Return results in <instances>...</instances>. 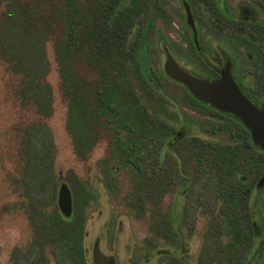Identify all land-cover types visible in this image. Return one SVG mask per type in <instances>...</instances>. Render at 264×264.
I'll use <instances>...</instances> for the list:
<instances>
[{
	"label": "rangeland",
	"instance_id": "obj_1",
	"mask_svg": "<svg viewBox=\"0 0 264 264\" xmlns=\"http://www.w3.org/2000/svg\"><path fill=\"white\" fill-rule=\"evenodd\" d=\"M128 4L135 29L130 49L144 44L146 66L168 101L162 117L170 129L185 130L186 136L170 147L149 137L132 162L102 134L90 145L86 157L80 158L65 125L67 105L59 90L52 44H46V79L53 94L47 117L22 103L18 76L0 57V264H55V243L47 241L44 228L53 214L61 181L72 192L75 220L78 213L83 215L87 264L95 241L105 254L116 256L117 264L210 262L212 181L217 170L205 154L197 156L195 144L197 138L231 143L229 133L236 130L231 129L230 119L219 117L216 124L220 130L212 132L213 110L192 100L183 85L163 71L167 51L157 36L162 33L173 40L180 34L178 0H129ZM3 9L0 6V12ZM183 59L191 58H178ZM155 89L154 85L149 87L157 94ZM40 120L52 132L51 167L34 161L39 145L34 124ZM234 140L239 141V135ZM240 154V164L245 165L248 153ZM244 165L238 172L249 177L251 172ZM171 206L182 222V246L169 229Z\"/></svg>",
	"mask_w": 264,
	"mask_h": 264
},
{
	"label": "trees",
	"instance_id": "obj_2",
	"mask_svg": "<svg viewBox=\"0 0 264 264\" xmlns=\"http://www.w3.org/2000/svg\"><path fill=\"white\" fill-rule=\"evenodd\" d=\"M0 6V57L18 76L22 103L41 117L52 111L53 94L46 79V44H52L59 90L67 105L65 125L78 157L85 158L102 134L132 162L149 137L172 146L177 131L162 117L168 101L146 66L144 44L130 49L135 29L128 0H0ZM152 85L157 94L149 90ZM34 125L39 136L34 161L51 167V129L41 120ZM178 132L176 141L186 136L185 130ZM208 147H200L206 160L213 153ZM49 219L44 229L47 241L55 243V264H87L83 215L78 213L76 220L73 211L63 216L55 199Z\"/></svg>",
	"mask_w": 264,
	"mask_h": 264
},
{
	"label": "flooded vegetation",
	"instance_id": "obj_3",
	"mask_svg": "<svg viewBox=\"0 0 264 264\" xmlns=\"http://www.w3.org/2000/svg\"><path fill=\"white\" fill-rule=\"evenodd\" d=\"M178 2L182 11L179 22L180 34L173 40L162 33L157 36L167 51L163 71L167 59L172 58L183 71L208 82L216 81L226 73L241 94L255 108L262 110L264 0H178ZM186 56L191 59L178 60L179 57ZM197 99L196 102L203 107L211 108L215 113L212 132L213 129L220 128V124H216L219 117L230 119L233 126L231 129L236 130L229 133L232 142L228 144L196 139L197 156L201 155L200 147L209 146V150L213 152L210 162H213L217 170L212 181L211 258L208 264H264V184L258 185L264 175V149L252 141L250 129L237 116L220 111L212 104ZM179 132L172 136L171 141H176L175 137L180 135ZM238 135L240 140H234V136L237 138ZM242 152L248 153L245 165L251 172L249 177L238 172L240 166L244 165L240 164L243 160L240 159ZM172 209L173 206L171 212L168 211V214L172 215V226L169 229L177 236L179 246H182L184 245L180 226L182 222H178L177 212ZM101 252L105 254L102 250ZM105 255L113 256L114 264H117L115 255ZM196 264L207 263L199 259Z\"/></svg>",
	"mask_w": 264,
	"mask_h": 264
},
{
	"label": "water",
	"instance_id": "obj_4",
	"mask_svg": "<svg viewBox=\"0 0 264 264\" xmlns=\"http://www.w3.org/2000/svg\"><path fill=\"white\" fill-rule=\"evenodd\" d=\"M190 18V13L187 11ZM164 72L172 80L183 84L196 98L212 104L220 111L237 116L251 131L252 141L264 149V108H255L238 90L231 77L224 73L216 81L208 82L195 78L183 71L172 58L164 64ZM264 184V175L258 185ZM56 206L65 217L73 211V198L69 186L60 182L57 189ZM89 264H114V257L103 254L98 241L92 245Z\"/></svg>",
	"mask_w": 264,
	"mask_h": 264
}]
</instances>
